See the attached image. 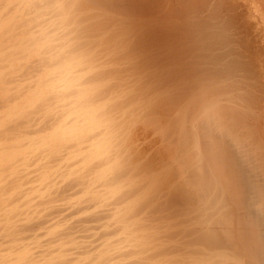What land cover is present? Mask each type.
<instances>
[{
	"label": "clouds",
	"instance_id": "clouds-1",
	"mask_svg": "<svg viewBox=\"0 0 264 264\" xmlns=\"http://www.w3.org/2000/svg\"><path fill=\"white\" fill-rule=\"evenodd\" d=\"M143 3L0 0V264H264V0Z\"/></svg>",
	"mask_w": 264,
	"mask_h": 264
},
{
	"label": "bare ground",
	"instance_id": "bare-ground-1",
	"mask_svg": "<svg viewBox=\"0 0 264 264\" xmlns=\"http://www.w3.org/2000/svg\"><path fill=\"white\" fill-rule=\"evenodd\" d=\"M165 7L164 0H144L140 6V11L147 21L142 47L147 73L154 86L161 92L170 94L173 99H178L186 84L181 79L182 69L171 29L165 22ZM189 143H193L190 134Z\"/></svg>",
	"mask_w": 264,
	"mask_h": 264
}]
</instances>
